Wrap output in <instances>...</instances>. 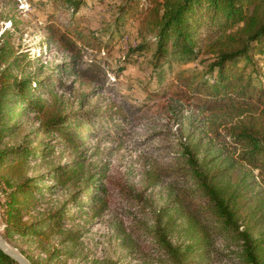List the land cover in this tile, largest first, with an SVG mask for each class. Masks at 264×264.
Instances as JSON below:
<instances>
[{"label": "trees", "instance_id": "1", "mask_svg": "<svg viewBox=\"0 0 264 264\" xmlns=\"http://www.w3.org/2000/svg\"><path fill=\"white\" fill-rule=\"evenodd\" d=\"M54 1L65 17L50 13L47 40L69 53L71 59L55 64L44 75L20 79L11 76L9 66L0 70L3 237L9 243L15 238L32 241L45 252V243L56 238L63 247H53L49 258L75 257V250L68 246L79 244L84 231L66 226L81 218L84 206L98 215L108 208L109 197L115 196L106 185V169L87 162L81 148L94 128H104L120 116L99 111L96 105L85 109L107 82L109 67L96 57L83 59L82 48H91L80 47L77 40L92 43L72 17L80 0ZM72 6L69 15L67 9ZM130 26L135 27L139 39L128 56L152 52L148 66L162 90L152 94L161 98L168 94L169 107L177 113L182 104L193 101L195 109L204 114L229 115L224 135L213 132L220 151L226 155V165L220 166L221 161L215 164L213 158H198L202 146L198 136L193 142L170 143L177 152L174 161L150 175L152 183L161 178L189 183L180 189L181 193L176 191L178 204L187 212L189 238L172 241L174 216L167 215L164 221L166 212L162 208L154 224L141 225L144 233L135 243L136 248L152 252L169 264H209L230 255L212 247L211 237H221L229 238L237 248L238 264H264V229H259L261 218L256 217L259 211L247 203L249 198L241 183L244 179L235 180L233 176L235 166L242 163L256 170L264 185V0H128L92 48L103 53ZM201 41L206 47L200 45ZM204 52L211 53V58L195 63ZM7 61L6 55H0L1 63ZM59 72L70 76L71 81L57 79ZM111 72L117 77L119 69ZM78 78L101 87L82 93L78 106L66 108L61 93H73ZM22 113L36 115L38 131L46 137L39 141L26 137L18 144L4 145V140L19 130L17 117ZM187 138L191 141L189 135ZM60 145L77 152L72 161L27 175L30 162L47 158ZM70 187L74 190L58 205L39 209L45 198ZM118 189L116 196L133 198L134 192L122 185ZM19 251L32 264H42L25 249ZM0 264L18 263L0 250ZM100 264L117 263L106 260Z\"/></svg>", "mask_w": 264, "mask_h": 264}, {"label": "rangeland", "instance_id": "2", "mask_svg": "<svg viewBox=\"0 0 264 264\" xmlns=\"http://www.w3.org/2000/svg\"><path fill=\"white\" fill-rule=\"evenodd\" d=\"M127 1L80 0L79 7L73 12L74 23L79 25V30L86 40L94 44L95 39L105 36L106 29L111 27L118 13V8ZM72 8L74 9V6L67 9L69 15ZM57 9L59 11L54 0H0V55H6L8 59L6 63L0 62V70L5 65L9 66L11 76L20 79L44 75L55 64L71 59L69 53L47 40L46 23H49L50 13L55 17L61 14ZM64 17L61 14V18ZM53 19L55 18H51V21ZM138 39L135 27H127L124 34L115 38L103 53L92 48V44L77 40L80 47L86 45L91 48H82L84 60L96 57L105 61L109 67L106 71L107 82L85 109L96 105L99 111L116 112L120 116L113 122L109 121L104 128H94L81 151L87 162L106 169L105 182L115 196L109 197L108 208L98 215H94L89 206H84L83 212H80L81 218L66 226L71 230L84 231L79 244L68 246L75 250V257L61 255L49 258L48 253L53 247H63L58 244L56 238L45 243L46 252L37 248L32 241L20 238H15L10 243L7 241L18 251L20 248L25 249L42 264H100L106 260L116 261L117 264H169L152 252L138 251L135 243L143 236L142 226L154 224L156 218L161 217L162 208H165L166 212L164 221L167 215L174 216L176 231L172 235V241L179 243L189 238L191 227L186 218L187 212L176 200V191L181 193L180 189L189 183H182L184 180L173 183L171 179L166 178L152 183L150 175L159 167L168 166L174 161L177 152L171 149L170 143L179 140L185 143L193 142L198 140V136H201L199 141L202 145L198 152L199 159L208 161L213 158L215 164L219 161L220 166L227 164L226 155L220 151V143L214 138L213 132L217 130L224 135L223 126L228 122L229 115L204 114L195 109L193 101H190V105L182 104L178 113L172 111L167 99L168 94L165 98L152 94L154 90L162 91L151 67L148 66V58L152 52L128 56L130 47ZM200 45L205 46L206 42L201 41ZM209 58L211 53H201L195 63ZM116 69H119L117 77L111 72ZM56 77L62 81H71V77L63 75L62 72ZM74 87L73 93L59 92L63 94L61 101L66 108L78 106L82 93L101 86L97 82L78 78ZM17 121L20 124L19 130L15 135L6 138L4 145L18 144L26 137L35 141L46 137L38 131L39 120L33 113H22L17 117ZM76 154L77 152L65 149L62 145L57 146L47 158H36L30 162L27 175L45 172L53 165L70 162ZM233 176L235 180L244 179L241 183L246 191L245 197L249 198L247 203L259 211L256 214V217L261 218L258 222L259 229H264V185L258 172L239 163L235 166ZM120 185L134 192L133 198L126 200L116 196ZM73 190L74 188L70 187L57 191L52 197L45 198L39 204V209L58 205ZM4 191L5 188H0L2 236ZM242 227L240 226V229ZM211 241L213 248L230 255L209 264H238L234 251L237 248L229 238L211 237Z\"/></svg>", "mask_w": 264, "mask_h": 264}, {"label": "water", "instance_id": "3", "mask_svg": "<svg viewBox=\"0 0 264 264\" xmlns=\"http://www.w3.org/2000/svg\"><path fill=\"white\" fill-rule=\"evenodd\" d=\"M0 250L18 264H32L20 251L12 247L0 234Z\"/></svg>", "mask_w": 264, "mask_h": 264}]
</instances>
